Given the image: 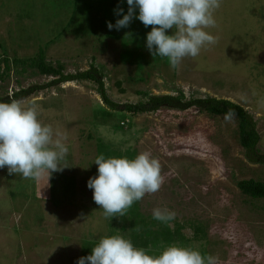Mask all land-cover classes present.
<instances>
[{
    "label": "rangeland",
    "instance_id": "1",
    "mask_svg": "<svg viewBox=\"0 0 264 264\" xmlns=\"http://www.w3.org/2000/svg\"><path fill=\"white\" fill-rule=\"evenodd\" d=\"M77 1L74 28L69 19L75 0H0V71L5 58L11 64L9 76L0 82L2 97L55 78L29 66L17 73L22 66L13 64L15 58L43 54L54 65L64 64L65 73L96 66L104 74L109 98L119 105L146 101L139 92L179 91L185 100L211 96L237 103L255 120L258 148L264 153V0H220L215 26L205 29L215 43L175 68L145 47L151 25L145 28L138 20L142 28L129 25L128 33L108 38L104 13L109 22L116 7L127 11L126 4L117 6L113 0L100 7L93 0ZM97 6L104 13L97 15ZM16 101L35 106L38 120L63 134L68 152L59 162L65 168L49 179L47 172L25 179L0 169V264H76L88 242L110 235L129 240L134 228L129 211L105 217L86 186L97 173L93 161L100 142L105 151L110 148V157L148 152L159 161V191L136 203L148 222L153 208L175 212L169 226L182 225L187 241L173 244L204 250L216 257V264H264V199L245 195L237 185L264 181V164L246 158L237 116L210 115L197 107L116 111L90 80L60 83ZM160 225L150 226L151 231ZM195 225L201 231L197 239ZM135 227L142 229L141 224ZM166 246L161 241L152 249Z\"/></svg>",
    "mask_w": 264,
    "mask_h": 264
},
{
    "label": "clouds",
    "instance_id": "2",
    "mask_svg": "<svg viewBox=\"0 0 264 264\" xmlns=\"http://www.w3.org/2000/svg\"><path fill=\"white\" fill-rule=\"evenodd\" d=\"M126 2L127 11L116 7L119 16L109 30L127 28L135 18L145 28V47L153 57L166 58L175 68L185 57H196L215 38L205 29L215 26L214 11L220 0H119ZM172 30L171 34H166ZM63 134L43 125L37 118L35 106L21 101L0 102V169L36 179L43 172L62 171L59 162L68 152L62 143ZM93 163L95 176L86 182L92 199L105 217L123 216L125 211L145 194L159 191L163 177L159 161L148 152L133 158L105 157L99 154ZM175 212L167 208H153L152 218L161 223L175 219ZM76 264H216V257L175 244L168 245L157 255H150L120 235L103 236L91 248V253L77 259Z\"/></svg>",
    "mask_w": 264,
    "mask_h": 264
},
{
    "label": "trees",
    "instance_id": "3",
    "mask_svg": "<svg viewBox=\"0 0 264 264\" xmlns=\"http://www.w3.org/2000/svg\"><path fill=\"white\" fill-rule=\"evenodd\" d=\"M106 1H113V0H93L92 5H104ZM119 0H117L116 5H119ZM126 4V2H122ZM91 5V6H92ZM127 5V4H126ZM78 1L75 0V2L72 4L71 9L72 15L69 19L71 26L76 28V14L79 10L78 8ZM99 6H97L96 11L94 9V12L98 13L100 11L103 12L102 9H100ZM90 10V6H89ZM89 10H87L89 12ZM104 13V12H103ZM105 19L108 23V13H104ZM93 18L90 17V23L93 24ZM119 16H116L113 19H119ZM112 19V20H113ZM98 20L100 18L98 17ZM112 20H109V22L112 23ZM95 23V22H94ZM114 24V23H113ZM140 26V23L138 20L135 22H130V26ZM96 26V25H95ZM97 27V26H96ZM107 27V24H106ZM108 28V27H107ZM142 28V27H141ZM128 30H131L130 28H122L119 31L113 29V31L108 30V38L110 35H113V37H117L115 32H121L124 31L125 33H128ZM89 37V36H88ZM5 62V70L0 71V82H3L6 80V78L9 76V72L11 70V64L9 63L8 59L5 58L3 60ZM14 65L21 64L22 68L21 70L17 69V73L23 74V72L26 71V67H31L33 70H36L35 73L39 75L44 76H54L55 78L51 80L50 82L44 84V85H31L28 88H22L18 91H14L12 95H8L5 97H2L0 95V102H10L12 100H21L25 97L35 93L36 91H39L41 89L57 85L64 82H70V81H78V80H90L96 83L97 85V91L101 95L103 102L111 109L113 110H122L126 111L132 114L140 113V112H149V111H156L159 108L165 106L168 108H174L178 110H186L191 107H197L200 109V111H205L210 115H235L239 119V140L241 145L245 149V156L246 158L252 162V163H261L264 164V153L260 151L258 148V144L260 141V135L256 129V122L253 120V117L251 114H249L245 108L237 103H234L227 99H218L216 97H205V98H190L188 100H185V94L182 91H179L177 95H171V94H149V93H143L139 92L140 94H144L147 99L146 101L139 102L136 104L127 103L124 105H119L118 103L112 101L108 94L107 89L104 81V74L103 72L98 69L96 66L92 65L87 70H80L76 73H65V65L61 62L56 63L55 65L52 62H49L46 59V56L43 54H40L39 56H33L29 57L27 59L22 58H15L13 60ZM121 121V120H120ZM105 144L103 142H100L99 146V154H103L105 157L111 156V150L108 147V151H105ZM105 151V152H104ZM129 152V151H127ZM118 157H121L118 155ZM126 157V156H124ZM129 158H132L131 156ZM240 190L247 196L254 198V199H264V181H255L253 179L250 180H242L237 183ZM126 211H129L131 217V224L134 225V230L132 229V232H130L129 240L132 242V244L138 248H143L147 251L150 255H157L159 254L161 250H155L152 249L159 246L161 241L165 243L166 245H172L176 242H182L184 243L187 241L186 236L182 232V225H177L175 228H171L169 226V223H162V226L160 225L158 228H155L153 231H151L150 226H154L157 224H161V222L152 220L150 222L143 219V216H141L140 213H138V204L134 202L131 207H129ZM141 219L144 220L141 223ZM135 224L137 226L141 224V231L146 229V232H139L138 229L135 227ZM150 224V225H149ZM143 226V227H142ZM133 227V226H132ZM124 228V227H123ZM195 229L196 234L194 235V238L197 239L198 235L200 234V229L198 225L193 226ZM144 239L141 240L140 239ZM97 243V241L88 242L85 244L83 255L87 256L91 253V248ZM202 255H207L206 251L201 250L199 251Z\"/></svg>",
    "mask_w": 264,
    "mask_h": 264
}]
</instances>
